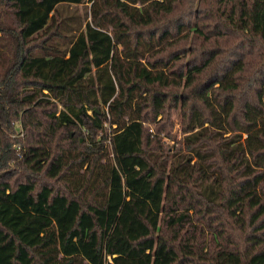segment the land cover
<instances>
[{
    "label": "trees",
    "instance_id": "16d2710c",
    "mask_svg": "<svg viewBox=\"0 0 264 264\" xmlns=\"http://www.w3.org/2000/svg\"><path fill=\"white\" fill-rule=\"evenodd\" d=\"M0 264H264V0H0Z\"/></svg>",
    "mask_w": 264,
    "mask_h": 264
},
{
    "label": "rangeland",
    "instance_id": "374dc122",
    "mask_svg": "<svg viewBox=\"0 0 264 264\" xmlns=\"http://www.w3.org/2000/svg\"><path fill=\"white\" fill-rule=\"evenodd\" d=\"M71 8H68V10H70L72 13L75 10L78 14L81 15L84 7L79 6V7H71ZM257 73H258V68H255L253 70V72H251L250 81L253 80L254 76H256ZM159 120H161V116H158L153 124H150L147 126L149 129V132L155 133L154 132V125L157 124ZM170 123H171L170 137L161 138V143L165 147H168L169 152H172L174 150V147L177 144V142L180 141L182 139V136H183V134L181 132V128H180L181 120H180L179 114L172 113L171 117H170ZM14 134H15L14 136L17 139L18 138L22 139L24 137L23 130L18 125H16V132Z\"/></svg>",
    "mask_w": 264,
    "mask_h": 264
}]
</instances>
